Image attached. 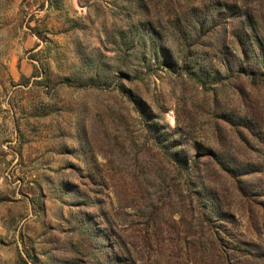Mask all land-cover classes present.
Returning <instances> with one entry per match:
<instances>
[{"label":"rangeland","instance_id":"obj_1","mask_svg":"<svg viewBox=\"0 0 264 264\" xmlns=\"http://www.w3.org/2000/svg\"><path fill=\"white\" fill-rule=\"evenodd\" d=\"M0 264H264V0H0Z\"/></svg>","mask_w":264,"mask_h":264}]
</instances>
